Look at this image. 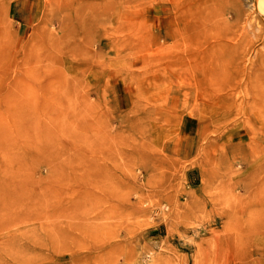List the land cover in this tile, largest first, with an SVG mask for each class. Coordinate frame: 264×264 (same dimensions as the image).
Returning <instances> with one entry per match:
<instances>
[{
  "label": "rangeland",
  "instance_id": "obj_1",
  "mask_svg": "<svg viewBox=\"0 0 264 264\" xmlns=\"http://www.w3.org/2000/svg\"><path fill=\"white\" fill-rule=\"evenodd\" d=\"M200 1L226 18L229 82L250 93L258 0H174L199 30L177 46L167 0H0V264H264V187L235 137L246 119L221 116L204 96L219 84L199 82L221 33ZM171 45L189 71L176 99Z\"/></svg>",
  "mask_w": 264,
  "mask_h": 264
},
{
  "label": "bare ground",
  "instance_id": "obj_2",
  "mask_svg": "<svg viewBox=\"0 0 264 264\" xmlns=\"http://www.w3.org/2000/svg\"><path fill=\"white\" fill-rule=\"evenodd\" d=\"M167 4L166 35L172 40V44L177 46L183 40L194 36L197 31L199 32L198 24L188 22L185 18H177L174 0H167ZM197 6L200 7L199 11L203 14L201 15V19L204 21L203 24H206L209 29L218 27L221 30L219 39L205 44L204 49L199 53L202 72L199 82L201 84H219L216 92H207L204 96L217 105L221 116H227L232 111H237L238 114L243 115L244 119H246V125L238 129L235 135L236 138H249L250 153L245 161L249 165L250 172L246 180H262V187H264V82L259 81L258 77L252 80L250 93L249 90L244 92L240 90L239 84L236 85L229 82L232 76L225 67L224 49L228 47L226 40L231 37L233 31L231 32V28L226 24V18H214L211 14L212 7L207 2L200 1ZM258 7L259 13H264V0H258ZM221 23H223L222 26L220 25ZM205 32L206 29L203 30L201 28L200 33L205 34ZM173 45L170 47L166 63V83L170 97L176 99L187 95L181 90L185 87L186 80L189 79L187 76L189 71L184 68V62L181 57L174 55ZM243 70L241 68L238 71L241 73ZM231 73L233 75V72ZM182 80L185 81L184 85ZM177 85H181V88ZM238 96L242 97L239 104L236 99ZM191 117L189 116L188 118L191 119ZM256 154H258V158ZM259 255L260 258L264 259V248L259 251Z\"/></svg>",
  "mask_w": 264,
  "mask_h": 264
}]
</instances>
